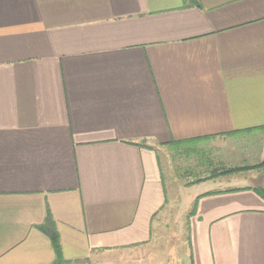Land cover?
Listing matches in <instances>:
<instances>
[{"label":"crops","instance_id":"1","mask_svg":"<svg viewBox=\"0 0 264 264\" xmlns=\"http://www.w3.org/2000/svg\"><path fill=\"white\" fill-rule=\"evenodd\" d=\"M197 1L0 0V264H53L48 211L70 264L149 243L173 142L264 162V0ZM258 191L182 190L190 264H264Z\"/></svg>","mask_w":264,"mask_h":264},{"label":"rangeland","instance_id":"2","mask_svg":"<svg viewBox=\"0 0 264 264\" xmlns=\"http://www.w3.org/2000/svg\"><path fill=\"white\" fill-rule=\"evenodd\" d=\"M158 154L168 196L167 205L154 226L152 240L136 248L106 253L96 263L82 264H190L187 239L190 211L180 201V194L192 182L210 176L213 168H227L230 157L215 153L210 141L163 146Z\"/></svg>","mask_w":264,"mask_h":264},{"label":"trees","instance_id":"3","mask_svg":"<svg viewBox=\"0 0 264 264\" xmlns=\"http://www.w3.org/2000/svg\"><path fill=\"white\" fill-rule=\"evenodd\" d=\"M192 5L195 6H199V3L197 0H190ZM196 141V140H193ZM193 141H179V142H173L171 145L172 146H180L189 142H193ZM132 145H136V146H140V147H145V148H150L152 149V147L146 146L145 141L140 142V143H136V142H129ZM264 167V162H262L261 164H259L258 166H254V167H232V168H225V167H219V168H215L212 171V174L206 178L203 179H198L197 181L193 182V183H199L201 181L204 180H208V179H214V178H218L221 176H227V175H231L233 173H238L244 170H248L250 168H262ZM259 195L262 196V198L264 199V192L263 191H258ZM38 229L44 233L46 236H48V238L51 241L52 244V248L54 250V254H55V258L53 261V264H70L71 262L65 260L63 252H62V246L60 243V236L56 227V222L54 221L52 215L50 214V212L48 211L47 216H46V220L45 223L41 226H38Z\"/></svg>","mask_w":264,"mask_h":264}]
</instances>
